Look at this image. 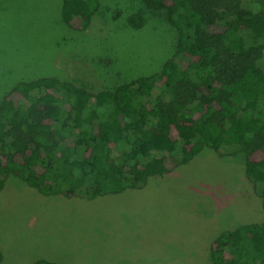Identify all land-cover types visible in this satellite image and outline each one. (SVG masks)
<instances>
[{"label": "trees", "instance_id": "16d2710c", "mask_svg": "<svg viewBox=\"0 0 264 264\" xmlns=\"http://www.w3.org/2000/svg\"><path fill=\"white\" fill-rule=\"evenodd\" d=\"M252 2L144 0L146 11L166 12L176 49L159 71L115 89L92 93L54 76L16 82L0 96V191L16 178L49 197L115 195L206 147L234 146L264 214V0ZM99 9L100 0H63L61 22L86 31ZM129 22L140 30L145 14ZM209 247V264H264V215Z\"/></svg>", "mask_w": 264, "mask_h": 264}, {"label": "rangeland", "instance_id": "374dc122", "mask_svg": "<svg viewBox=\"0 0 264 264\" xmlns=\"http://www.w3.org/2000/svg\"><path fill=\"white\" fill-rule=\"evenodd\" d=\"M144 4L100 0L92 27L78 31L61 22L63 0H0V96L43 76L98 93L159 71L177 32L166 12ZM138 11L146 24L135 30L129 18ZM244 156L234 146L220 153L206 147L170 173L96 198L49 197L9 179L0 191L2 264H209L215 237L263 220Z\"/></svg>", "mask_w": 264, "mask_h": 264}]
</instances>
